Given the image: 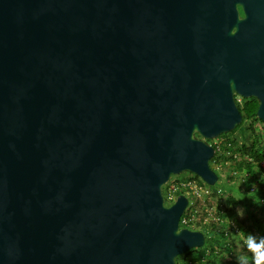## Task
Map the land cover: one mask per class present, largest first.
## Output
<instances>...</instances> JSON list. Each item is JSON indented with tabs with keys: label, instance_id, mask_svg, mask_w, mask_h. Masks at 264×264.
I'll use <instances>...</instances> for the list:
<instances>
[{
	"label": "water",
	"instance_id": "water-1",
	"mask_svg": "<svg viewBox=\"0 0 264 264\" xmlns=\"http://www.w3.org/2000/svg\"><path fill=\"white\" fill-rule=\"evenodd\" d=\"M264 124V0H0V264H177L208 141Z\"/></svg>",
	"mask_w": 264,
	"mask_h": 264
},
{
	"label": "built area",
	"instance_id": "built-area-1",
	"mask_svg": "<svg viewBox=\"0 0 264 264\" xmlns=\"http://www.w3.org/2000/svg\"><path fill=\"white\" fill-rule=\"evenodd\" d=\"M237 103H240V99H237ZM209 145L214 149V157L210 162L211 168L217 174L218 179L219 176H227V177H235L240 178L243 173L247 180L250 179L249 174L245 171L238 172L234 168H232L237 162L240 161H250V155L244 154L241 150V145L238 144L236 138L234 136L221 135L213 140L208 141ZM259 168L261 169V173L258 176V180H260L261 175H264V163L259 164ZM195 175H188L183 179L177 182H168L163 187V199L164 204L166 206L172 205L179 195H184L188 199V205L180 218V228H185L193 231H200L205 235L206 243L209 244V248L207 249V255L210 253L213 248L218 251V247L214 245L213 239L215 238V234L223 233L224 236L227 237L226 244L224 248L229 249V252L232 248V240L240 235V230L235 225H232L225 221L223 217L209 212L207 209L204 210L202 216L199 217L198 210L194 205V201L201 197L202 194L213 193L214 196H221L222 189L221 188H212L205 183L194 178ZM251 185H249V189L247 191V195L253 191L252 185L255 184L259 189L258 193L262 195L261 205L264 206V189L258 185L256 180L251 181ZM211 224H214L216 227H220V229L212 228ZM210 241V242H209ZM229 254V253H228Z\"/></svg>",
	"mask_w": 264,
	"mask_h": 264
},
{
	"label": "rangeland",
	"instance_id": "rangeland-1",
	"mask_svg": "<svg viewBox=\"0 0 264 264\" xmlns=\"http://www.w3.org/2000/svg\"><path fill=\"white\" fill-rule=\"evenodd\" d=\"M252 129L256 136L259 137L260 142H264V127L259 123H252L251 121L243 120V122L235 128V130L231 133H228L227 136H234L239 145L244 143L248 144L250 134L252 133ZM226 135V134H224ZM211 166V165H210ZM188 173H183L181 175H177L171 177L169 182H177L184 177H187ZM240 178H233L230 177L219 176L218 181L212 188H221L222 195L221 196H214L213 193L209 194H202L201 197H198L193 203L198 210L199 217L202 216L200 213H204V210L207 209L209 212L215 214V216L219 215L221 218L228 223L235 225L240 230V235L236 238H233L232 248L229 254L225 253V251H220L219 259L222 261V264H238V256L243 255L246 253V249L242 245L241 235L251 233L254 236L257 235L258 228L254 224L252 219H249V213H252L253 216L256 217L259 221H261V228L264 227V210L258 208L255 204H253V200L249 202V205L243 203V199L240 200V204L237 206H230L227 204L226 197L228 194H231L233 197L236 198V193L239 191L244 197H248L247 191L249 189V184L246 182H242L240 185L238 180ZM165 186V185H164ZM264 189V186H262ZM237 199V198H236ZM243 208L244 216L241 218L237 215V209ZM212 228L220 229V227H216L214 224H211ZM226 254V255H225ZM251 253H248L249 256V264H252Z\"/></svg>",
	"mask_w": 264,
	"mask_h": 264
},
{
	"label": "trees",
	"instance_id": "trees-1",
	"mask_svg": "<svg viewBox=\"0 0 264 264\" xmlns=\"http://www.w3.org/2000/svg\"><path fill=\"white\" fill-rule=\"evenodd\" d=\"M237 104L242 114L243 120L251 121L252 123H259L264 127V124L261 123L256 117V112L258 109V101L255 98H249V99L242 98V102ZM241 150L243 151L244 154L250 155L251 160L256 161L258 164L264 163V142L263 141L260 142L259 137L255 135L253 129H252V133L250 134L248 144L246 143L242 144ZM232 168H234L238 172L245 171L249 174L250 179L247 180L248 181L247 184L251 185L252 183L251 181L256 180L258 182V185L261 184L260 185L261 187L264 186V183H262L261 180H258V176L261 173V169L259 168L260 172L257 173L258 170L253 167L250 161L237 162ZM194 178L202 182V180H200L197 176H194ZM230 178L235 179V177H230ZM258 197L260 198L261 201L262 195L258 193ZM251 200L252 199L249 198L248 196L245 197L242 202L245 203L246 205H249V202ZM226 201L227 204L230 206H237L241 202L240 200L233 197L231 194L227 195ZM253 204H255L261 210H264V206H262L261 203L253 202ZM247 217L249 219H252L254 224L257 226L256 228H258V232L256 236L257 237L264 236V227L261 228V224H262L261 221L256 219V217L253 216L252 213H249V216ZM214 237L215 238L213 239V242L214 245L218 247L217 252L212 248L210 253L207 255L206 251L210 246L209 244H212V242L209 241L210 243L209 244L207 243V245L204 246L203 248L192 249L183 256L178 257L176 260L177 264H222V261L219 259L221 254L220 251L222 252L225 251V253L227 254L229 253V249L224 248L227 237L224 236L223 233L215 234Z\"/></svg>",
	"mask_w": 264,
	"mask_h": 264
},
{
	"label": "clouds",
	"instance_id": "clouds-1",
	"mask_svg": "<svg viewBox=\"0 0 264 264\" xmlns=\"http://www.w3.org/2000/svg\"><path fill=\"white\" fill-rule=\"evenodd\" d=\"M250 163H252L253 167L258 170L257 173H259V164L254 160H250ZM246 180L247 178L242 173L240 179L238 180L239 185L242 182H246ZM260 180L262 183H264V175H261ZM252 188L253 191L249 194V198H251L256 203H260V198L258 197L259 189L255 184L252 185ZM235 195L238 200L245 198L244 195H242L239 191ZM237 215H239L241 218L244 216L243 208L237 209ZM241 240L243 247L246 249V253L238 256V264H249L248 253L252 254V264H264V236L257 237L251 233L242 234Z\"/></svg>",
	"mask_w": 264,
	"mask_h": 264
},
{
	"label": "flooded vegetation",
	"instance_id": "flooded-vegetation-1",
	"mask_svg": "<svg viewBox=\"0 0 264 264\" xmlns=\"http://www.w3.org/2000/svg\"><path fill=\"white\" fill-rule=\"evenodd\" d=\"M237 99H240V103L242 102V98L236 97V102H237Z\"/></svg>",
	"mask_w": 264,
	"mask_h": 264
}]
</instances>
